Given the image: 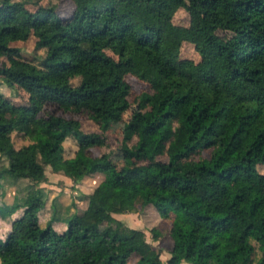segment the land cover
<instances>
[{
	"label": "trees",
	"instance_id": "obj_1",
	"mask_svg": "<svg viewBox=\"0 0 264 264\" xmlns=\"http://www.w3.org/2000/svg\"><path fill=\"white\" fill-rule=\"evenodd\" d=\"M164 1L183 7L186 26L136 27L128 17L131 6L119 14L109 0H87L66 18L54 4L31 9V0H0V57L10 56L0 75H16L29 90L28 106H15L0 92L5 142L0 187L9 192L11 201L3 205L14 226L0 243L3 264H42L41 254L63 239L55 227L62 221L67 237L82 238L88 246L99 236L112 246L101 259L75 254L76 260L88 257L89 264H126L131 252L139 255L135 264H202L207 258L214 264H249L254 248L260 253L255 264H264V173L257 170L264 165V0ZM16 4L26 14L19 24L13 20ZM40 25L49 33L34 40L35 49H44L35 63L12 42L26 40ZM111 41L117 44L115 58L104 50ZM182 41L194 44L205 66L177 58ZM135 56L148 60L158 84L139 97L141 110L121 128V163L99 153L83 173L102 176L79 196L82 205L60 211L54 197L49 218L40 223L37 213L46 207L45 189L38 186L44 166L61 155L66 136L83 152L103 143L102 133L116 121L113 101L128 94L124 75ZM1 81L12 86L5 77ZM44 101L60 111H85L100 132L83 131L77 120L56 112L42 118L40 132L29 131ZM12 132L30 136L29 153L13 147ZM210 146L208 159L176 165ZM184 183L201 185L213 201L184 191ZM147 185L157 187L154 195ZM158 205L172 223L165 262L140 230L113 215L144 207L157 211ZM148 231L153 240L160 234L156 226Z\"/></svg>",
	"mask_w": 264,
	"mask_h": 264
},
{
	"label": "rangeland",
	"instance_id": "obj_2",
	"mask_svg": "<svg viewBox=\"0 0 264 264\" xmlns=\"http://www.w3.org/2000/svg\"><path fill=\"white\" fill-rule=\"evenodd\" d=\"M31 1L34 2V5L29 4L31 9H34L36 6H49L50 4H54L58 15L66 18L75 11L77 6L87 0ZM109 1L112 3L114 11L119 14L126 12L127 4L130 5V9L128 8V17L130 22L136 27L145 24L155 26L163 22L181 26H186L188 24V14L183 7L171 4L164 0H137V2L135 0H124L123 3L120 0ZM125 1L127 2L125 3ZM25 17L26 14L22 6L16 4L13 11L14 22L19 24ZM42 33H49V29L46 25H40L33 28L26 40H14L12 44L20 47V53L23 58L36 63L39 56L43 54L44 49H35L34 40ZM116 48L117 44L115 41L104 44L105 52L113 58L116 57ZM177 58L180 60H187L196 66H205V61L198 54L194 44L188 41H182L180 43ZM9 60V55H2L0 57V67H8ZM69 75L72 82H75L76 76L74 74ZM4 77L10 80L12 86L9 87L1 81V78ZM124 80L128 84V94L125 96H117L113 101L116 121L110 122L108 128L102 133L104 136L103 143L101 145H92L83 152L79 150L76 146L75 140L71 136H66L62 141L61 155L54 159L50 164L44 166L43 172L45 179L44 181H41L38 186H42L45 189L44 202L46 203V207H42L37 213L40 223H44L49 218L50 202L54 197H59L57 198V201L60 204V211L63 210V207H67L68 212H71L72 208L80 207L82 205L83 202L79 196L82 193L89 192L97 180L102 176V173H83L90 163L96 160L99 153L108 152L112 162L116 164L121 163L122 153L119 149L121 128L125 122L135 119L134 114H137L141 110L138 100L139 97L143 94H150L158 84L157 75L153 67L147 59L141 56H135L133 58L131 66L124 75ZM0 92L5 94L10 103L15 106L29 105V90L14 74L6 72L4 75H0ZM48 112H56L66 118L77 120L83 131L100 132L97 124L87 118V113L85 111L81 109L76 111H60L53 104L45 101L40 104L38 112L34 115L35 120L29 124V131L40 132L42 118H44ZM10 136L12 145L15 149L24 153L30 152V145L32 142L30 136L25 135L22 137L16 132H12ZM134 140L135 137L133 136L127 144L130 145ZM4 144V140L0 137V147H4ZM212 151L213 146L203 148L185 158L179 159L176 162V165L180 168L188 167L193 163L208 159ZM158 158L160 160L166 159L165 155H161ZM2 162L3 161H1V163ZM257 170L264 173V165H257ZM147 188L151 195H154L157 189L155 185H147ZM183 189L184 191L197 193L206 202L213 201L212 195H210L201 185L184 183ZM4 190H6V188L2 185L0 187V195L4 193ZM163 214V208L158 205L157 211L151 207H144L134 212L113 215L122 220L125 225L140 230V232L143 233L146 242H148L151 247L159 250V257L165 262V259L168 256V250L172 244V223L168 218H163ZM55 225L56 230L61 233L59 236L63 239H59L60 242L59 245H57V248L41 254L40 258L42 264H73L72 261H76L77 264H89L88 257L86 258L82 256L76 260L75 254L88 255L93 258L101 259L111 250L112 246L109 245L107 240L103 237L101 238L98 236L97 238H94L91 240V244L86 246L83 243L84 239L75 236L67 237L64 235L63 230L66 225L64 221ZM151 226H156L160 231L159 236L155 240L151 238V233L148 231ZM75 238L79 240V243L75 242ZM116 238L121 239L118 235ZM259 255V251L254 248L251 253L249 264H255ZM138 257L139 255L137 253L131 252L126 258V264H135ZM179 264L189 263L182 261ZM202 264L214 263L212 259L207 258L202 261Z\"/></svg>",
	"mask_w": 264,
	"mask_h": 264
},
{
	"label": "crops",
	"instance_id": "obj_3",
	"mask_svg": "<svg viewBox=\"0 0 264 264\" xmlns=\"http://www.w3.org/2000/svg\"><path fill=\"white\" fill-rule=\"evenodd\" d=\"M2 193V192H1ZM1 196L0 199V243L3 242L8 233L12 231L13 224L11 223V219L13 218V214L9 215V209L4 206L3 204H6L11 201L9 198V192L4 190V193ZM18 228H21V225H18ZM60 232V231H58ZM5 259L0 258V264H3Z\"/></svg>",
	"mask_w": 264,
	"mask_h": 264
}]
</instances>
